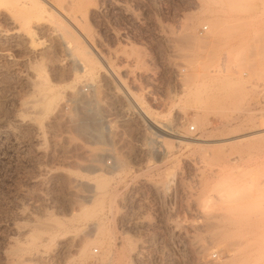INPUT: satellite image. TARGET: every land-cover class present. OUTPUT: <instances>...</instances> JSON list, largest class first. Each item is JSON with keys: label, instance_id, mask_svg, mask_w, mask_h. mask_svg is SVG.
<instances>
[{"label": "rangeland", "instance_id": "374dc122", "mask_svg": "<svg viewBox=\"0 0 264 264\" xmlns=\"http://www.w3.org/2000/svg\"><path fill=\"white\" fill-rule=\"evenodd\" d=\"M30 1L0 0V264H264V0Z\"/></svg>", "mask_w": 264, "mask_h": 264}, {"label": "bare ground", "instance_id": "6f19581e", "mask_svg": "<svg viewBox=\"0 0 264 264\" xmlns=\"http://www.w3.org/2000/svg\"><path fill=\"white\" fill-rule=\"evenodd\" d=\"M32 2H36V6H40V8L38 7V9H43V6H42V4H39V3H37V2H39L40 0H38V1H36V0H31ZM31 1L30 2H28L29 4L31 3ZM46 1V0H45ZM77 1V0H76ZM34 2V3H35ZM40 2H42V1H40ZM27 3V5H29ZM34 3H31V5L33 6V4ZM78 3H80V1L78 2ZM39 4V5H38ZM26 5V4H25ZM79 5V4H78ZM75 14V13H74ZM82 14V13H81ZM83 15V14H82ZM81 15V16H82ZM85 15H86V13H85ZM83 17H84V15H83ZM82 17V18H83ZM72 18H74V17H72ZM75 19V18H74ZM73 19V20H74ZM77 19H79V17L77 18ZM76 20V19H75ZM79 22H80V19H79ZM81 26V25H80ZM84 32H86V31H84ZM83 34V33H82ZM85 34V33H84ZM86 37V36H85ZM89 37H91V36H89ZM67 44H68V42H67ZM67 49L68 50H71V52H70V54L72 55V52H73V56L75 57V59L76 58H82V60L86 57V56H89V53L87 54V52L88 51H86V49L85 48H79V47H77V46H74V47H72L70 44H68L67 45ZM87 54V55H86ZM86 55V56H85ZM73 57V58H74ZM88 57H86V59H87ZM86 59H84V60H86ZM74 60V59H73ZM77 60V59H76ZM75 61V60H74ZM85 63V62H84ZM84 68V67H83ZM52 104H54L55 105V103L53 102V99H52V101H49L48 102V104H47V106L49 105V106H51ZM53 106V105H52ZM139 112H140V114H141V116H143V118L147 121V122H149V124L151 125V126H153V127H159V125L156 123V122H154V118L152 117L153 115H151L150 113L151 112H149V110L148 111H146L145 110V108L143 109V107L142 108H140L139 107ZM77 123V122H76ZM81 125V124H80ZM193 129H195V127H192ZM80 130L82 131V132H84V133H86L88 130L90 131V127L88 126V125H84V126H82L81 128H80ZM102 136V135H101ZM258 137V136H257ZM264 140V139H263ZM262 141V140H261ZM253 144V143H252ZM252 146V145H251ZM258 146V145H257ZM101 183H103V182H101ZM101 183H100V185H99V187L101 186V188H102V185H104V184H102L101 185ZM57 223V222H56ZM58 226V225H57ZM64 226V225H63ZM96 227V226H95ZM99 227V226H98ZM54 228H56V227H54ZM58 228V227H57ZM59 228H61V227H59ZM97 230H99V229H97ZM94 240V239H93ZM92 243H94V242H92V240H90L88 243H86L85 245H84V247H82L81 249H79V251H78V253H79V256L81 257V258H85V259H88V258H90V247L92 246L91 244ZM97 243V242H96ZM16 251V250H15ZM91 254H92V252H91ZM84 259V260H85Z\"/></svg>", "mask_w": 264, "mask_h": 264}, {"label": "built area", "instance_id": "2783aa9c", "mask_svg": "<svg viewBox=\"0 0 264 264\" xmlns=\"http://www.w3.org/2000/svg\"><path fill=\"white\" fill-rule=\"evenodd\" d=\"M194 130H195V129H192V128H191V131H194Z\"/></svg>", "mask_w": 264, "mask_h": 264}]
</instances>
